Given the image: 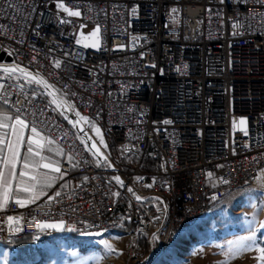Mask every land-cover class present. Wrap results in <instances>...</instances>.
<instances>
[{
    "label": "built area",
    "instance_id": "2783aa9c",
    "mask_svg": "<svg viewBox=\"0 0 264 264\" xmlns=\"http://www.w3.org/2000/svg\"><path fill=\"white\" fill-rule=\"evenodd\" d=\"M0 55V106L77 177L47 204L10 201L0 243L105 230L168 243L264 171V0H0Z\"/></svg>",
    "mask_w": 264,
    "mask_h": 264
},
{
    "label": "rangeland",
    "instance_id": "374dc122",
    "mask_svg": "<svg viewBox=\"0 0 264 264\" xmlns=\"http://www.w3.org/2000/svg\"><path fill=\"white\" fill-rule=\"evenodd\" d=\"M88 129L97 135L94 125ZM209 184L215 186L213 178ZM262 225L264 171L251 186L213 201L205 216L179 233L185 234L182 241L176 240L178 234L161 249L154 240L145 252L140 240L134 242L117 230L98 238L40 233L26 244L0 245V264H264L259 259L264 250ZM132 248L141 255L132 254Z\"/></svg>",
    "mask_w": 264,
    "mask_h": 264
},
{
    "label": "snow or ice",
    "instance_id": "6c2138e0",
    "mask_svg": "<svg viewBox=\"0 0 264 264\" xmlns=\"http://www.w3.org/2000/svg\"><path fill=\"white\" fill-rule=\"evenodd\" d=\"M57 7L62 8L69 16L80 15L79 11H71L68 7H65L63 3H58ZM175 11L177 10L173 9V12ZM97 32L98 29L94 30L91 35L96 36ZM85 47H87V45H85ZM56 66L59 67V62H57ZM3 70L5 72L15 71V69L9 68H4ZM37 83H44V81L38 80ZM77 115L79 116V113H77ZM5 119L8 118L5 117ZM81 119L86 118L81 117ZM165 123H169V121H165ZM240 123L244 124L245 121L242 119ZM28 127L29 125L18 115L14 118V122L12 123L5 124L0 122V129H10V133L7 131L0 132V165H2V167H0V209L4 208L7 202L14 196L18 197L22 193L28 194L27 199L16 198L15 203L17 205L23 207L26 206V204L35 203L41 195H44V188L51 187V184L54 183L55 180L62 179L66 174L59 166L60 161L52 160L50 157L44 155L43 152L45 150L43 148L34 151L33 135H39V130L33 123L30 128L33 135L25 136L23 130ZM95 131L97 135H99V129H95ZM100 143H104L102 137L100 138ZM22 145L26 148V152L23 154L21 153ZM92 147L95 148V145H92ZM48 150L50 151L51 149ZM57 152L62 154L59 149H57ZM92 154L96 156L97 152H93ZM35 157H38V159H35ZM45 161L47 162L45 163ZM18 164H21L19 169L17 168ZM39 168L48 169L49 172L41 173L38 171ZM50 173H54L55 175ZM115 179L117 183L122 184L119 177ZM13 181L16 182L15 185H13ZM129 191L131 192L132 190L129 189ZM55 195L60 196V192H56ZM48 199L51 201L52 197L49 196ZM136 199L140 200L141 198L137 196ZM8 220L13 221V217H8ZM60 226L59 224L37 225L38 228H58ZM262 227H264V225H262ZM261 251L262 255L259 259L264 261V250Z\"/></svg>",
    "mask_w": 264,
    "mask_h": 264
},
{
    "label": "crops",
    "instance_id": "0c3cea01",
    "mask_svg": "<svg viewBox=\"0 0 264 264\" xmlns=\"http://www.w3.org/2000/svg\"><path fill=\"white\" fill-rule=\"evenodd\" d=\"M5 117H7L8 119H5ZM0 122L5 123V124H9L14 122V118H11L10 113L8 110H6L5 108H3L2 106H0ZM9 132L10 133V129H0V132ZM24 135L28 136V135H33L31 133V131L28 128H25L24 130ZM33 148L34 151H38L41 148H43L45 151L43 152L44 155L50 157L52 160H56V161H60L59 166L62 165H67L68 166V171L66 172V174L63 176L62 179H57L55 180L54 183L51 184V187H46L43 189L44 195H41L40 198L32 204H47L49 202L48 197L49 196H53L55 195L56 192H63V191H67L71 188H73L76 184V175H75V169L74 166L72 165L70 159L65 156L63 153L60 154V152H57V147L49 140L43 138L40 134L39 135H33ZM48 149H51L50 151ZM26 152V148L22 145L21 146V153H25ZM35 159H38V157H35ZM47 161H45L46 163ZM0 167H2V165H0ZM21 167V164L17 165V168L19 169ZM39 172L44 173V172H49L48 169H44V168H39L38 169ZM52 175H55L54 173H50ZM15 181H13V185H15ZM66 185V186H64ZM15 190V189H13ZM27 195L26 193H22L20 194V196L18 197H13L12 199H10L7 204L10 201H15L16 198H20V199H27ZM6 204V205H7ZM5 208V207H4ZM2 208V209H4ZM0 209V210H2ZM42 229H46V228H42ZM40 233H44L43 231H41ZM39 233V234H40ZM185 234H179L176 238V240L178 241H182V239H184Z\"/></svg>",
    "mask_w": 264,
    "mask_h": 264
},
{
    "label": "bare ground",
    "instance_id": "6f19581e",
    "mask_svg": "<svg viewBox=\"0 0 264 264\" xmlns=\"http://www.w3.org/2000/svg\"><path fill=\"white\" fill-rule=\"evenodd\" d=\"M71 118H72V121H74L76 123V126H79V124H77V122H76V119L74 117H72V116H71ZM77 120L81 124V126H83L82 125L83 123H81L78 118H77ZM81 126H79V127H81ZM81 129H82V127H81ZM209 211H210V208H203L202 210H199L197 213H195L193 215V219L190 222L185 223L180 229H178L177 231L172 232L170 234V240L174 236H176L179 233H181L183 230H185L187 228H190L197 220H199L200 218H202L203 216H205ZM109 231H114V230H105V231H103L102 233H100V234H98L96 236L95 235H86V236L89 237V238H98V237L102 236L104 233L109 232ZM117 231L124 232V233L127 234V231H121V230H117ZM46 234L47 235H54L55 233L54 232H49V233H46ZM64 234H67V233H64ZM33 237H35V236H33ZM170 240H169V242H170ZM166 243H167L166 232H159V246H160V249ZM5 244H7V243H0V245H5Z\"/></svg>",
    "mask_w": 264,
    "mask_h": 264
},
{
    "label": "trees",
    "instance_id": "16d2710c",
    "mask_svg": "<svg viewBox=\"0 0 264 264\" xmlns=\"http://www.w3.org/2000/svg\"><path fill=\"white\" fill-rule=\"evenodd\" d=\"M47 235V234H46ZM32 238L31 237H26V238H23V239H19L15 242V244L17 245H22V244H26L27 242H29ZM139 244H140V247L142 249H144L145 252H149L150 251V244L147 240L145 239H141L139 241ZM5 245H10L9 243L5 244Z\"/></svg>",
    "mask_w": 264,
    "mask_h": 264
},
{
    "label": "water",
    "instance_id": "95a60500",
    "mask_svg": "<svg viewBox=\"0 0 264 264\" xmlns=\"http://www.w3.org/2000/svg\"><path fill=\"white\" fill-rule=\"evenodd\" d=\"M2 59V55H0V60ZM5 59V61H9V59L6 57V58H4ZM73 122V121H72ZM74 123V122H73Z\"/></svg>",
    "mask_w": 264,
    "mask_h": 264
}]
</instances>
